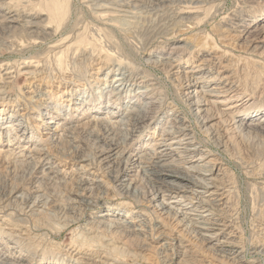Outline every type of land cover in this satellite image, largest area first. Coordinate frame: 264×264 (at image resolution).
Here are the masks:
<instances>
[{
  "label": "rangeland",
  "instance_id": "rangeland-1",
  "mask_svg": "<svg viewBox=\"0 0 264 264\" xmlns=\"http://www.w3.org/2000/svg\"><path fill=\"white\" fill-rule=\"evenodd\" d=\"M2 260L264 264V0H0Z\"/></svg>",
  "mask_w": 264,
  "mask_h": 264
},
{
  "label": "bare ground",
  "instance_id": "bare-ground-1",
  "mask_svg": "<svg viewBox=\"0 0 264 264\" xmlns=\"http://www.w3.org/2000/svg\"><path fill=\"white\" fill-rule=\"evenodd\" d=\"M199 1V0H198ZM202 2H203V0H202ZM158 3V2H157ZM146 7V6H145ZM8 18H11V15L9 16V15H4V16H2V19L4 20V19H8ZM4 26V25H3ZM6 26V25H5ZM29 31V30H28ZM34 34V33H33ZM1 78H2V76H1ZM4 79V78H3ZM2 79V80H3ZM4 81V80H3ZM129 112V111H128ZM138 113V112H137ZM140 113V112H139ZM129 114H133V117L131 116V118H127L126 120L124 119L123 121H121V124H123L124 125V128H128L130 125H133V121H136V123L138 122H140V121H142L143 120V118L139 115V116H137V114H134L133 112H130ZM126 115V114H125ZM127 116V115H126ZM126 118V117H125ZM183 119H178V120H176L177 122H181ZM120 123V122H119ZM120 125V124H119ZM134 126V125H133ZM117 127H119V126H117ZM120 127H123V126H121L120 125ZM130 128V127H129ZM118 129V128H117ZM179 131H177V132H180V130H183V129H178ZM130 132H131V130H130ZM169 132V131H168ZM172 132V131H171ZM167 135H170V132L167 134ZM164 136V135H163ZM126 138H129V137H126ZM172 138H174V136L172 137ZM171 139V138H170ZM167 140V139H166ZM120 143V142H119ZM124 143H126V140H125V142ZM180 144H182V143H180ZM116 145V144H115ZM123 145V144H122ZM174 146V145H173ZM176 148H178V147H174L172 150H177ZM115 150V149H114ZM113 150V151H114ZM112 155V154H111ZM110 155V156H111ZM122 155H123V153H122ZM109 156V157H110ZM142 156V155H141ZM139 157L138 155H137V158L139 157V159L140 158H142V157ZM163 156H165V157H168L169 156V154L168 153H166L165 155H163ZM111 158V157H110ZM129 158V157H128ZM164 158V157H163ZM150 159V158H149ZM164 160V159H163ZM162 160V161H163ZM168 160V159H167ZM131 161V159L129 160L128 159V162H130ZM161 161V162H162ZM135 163L136 162H134V163H131V164H134L135 165ZM138 164V163H137ZM140 166V165H139ZM177 166V165H176ZM179 168V167H178ZM180 172L179 171H177V169L175 170H173V169H169V170H155V174H156V178H158V177H161V176H168V177H170L166 182L164 181L163 183H165L166 185H168L169 187H170V189L171 190H175V189H177V190H183V188H181V187H178L177 186V182H178V184L179 183H183V181H185V180H188V181H190V183H196L192 178H191V176L190 175H181V174H179ZM117 177V176H116ZM172 179V180H171ZM155 180H158V179H155ZM178 180V181H177ZM162 182V181H161ZM189 184V183H188ZM187 185V184H186ZM192 186V185H191ZM131 187V186H130ZM129 188V187H128ZM135 190V189H134ZM137 191V190H136ZM161 192V191H160ZM137 193V192H136ZM157 193L159 194V191H157ZM157 195V194H156ZM155 195V196H156ZM26 200V199H25ZM27 201V200H26ZM36 201V200H35ZM34 201V202H35ZM36 203V202H35ZM162 204V208L163 207H166L167 205L164 203V202H162L161 203ZM37 205V204H36ZM172 208V207H171ZM177 213V212H176ZM85 237V236H84ZM3 261V260H2ZM4 262V261H3ZM4 264H5V262H4ZM7 264V263H6ZM11 264V263H10ZM14 264V263H13Z\"/></svg>",
  "mask_w": 264,
  "mask_h": 264
}]
</instances>
